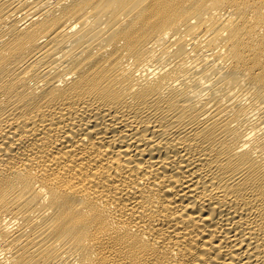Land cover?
<instances>
[{"label":"bare ground","instance_id":"bare-ground-1","mask_svg":"<svg viewBox=\"0 0 264 264\" xmlns=\"http://www.w3.org/2000/svg\"><path fill=\"white\" fill-rule=\"evenodd\" d=\"M0 264H264V0H0Z\"/></svg>","mask_w":264,"mask_h":264}]
</instances>
